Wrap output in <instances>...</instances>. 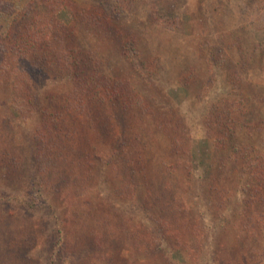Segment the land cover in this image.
Instances as JSON below:
<instances>
[{
  "label": "rangeland",
  "instance_id": "obj_1",
  "mask_svg": "<svg viewBox=\"0 0 264 264\" xmlns=\"http://www.w3.org/2000/svg\"><path fill=\"white\" fill-rule=\"evenodd\" d=\"M31 1L0 0V264H264V0H41L83 89L14 55Z\"/></svg>",
  "mask_w": 264,
  "mask_h": 264
},
{
  "label": "trees",
  "instance_id": "obj_2",
  "mask_svg": "<svg viewBox=\"0 0 264 264\" xmlns=\"http://www.w3.org/2000/svg\"><path fill=\"white\" fill-rule=\"evenodd\" d=\"M51 1L54 2L55 0ZM39 3H41V0H32L28 4V6H30L27 7L23 12L21 11L18 15L20 20H17V24L14 25L18 29H15L16 33L14 34L15 39L13 41L12 51H14V55L18 56L19 60H22V58H26L31 52H38L39 54L45 53L50 56H58V46L59 44H61L63 46V49L61 50L60 54L65 57V62L64 60L57 61L54 64H56V66L58 65V68H55L64 77L65 81H73L74 83H76L77 87L81 89L83 85V77H80L81 73H77L76 76L75 71L80 70L82 65L79 67L78 62L75 63V61L72 60L74 52L72 50L73 48L69 46V33L65 30H55L54 25L56 22H54L53 20L40 21V13L38 11H34V8L37 7ZM29 14H33L31 25L25 27L26 25L23 23V18H27ZM55 41H59L60 43ZM77 65L78 68H76ZM215 114H217V109H215L212 113V115ZM231 115L233 117L232 124L234 125V128H232L231 130L230 124L227 125L225 129L229 133L231 132L232 134H236L239 124H244L246 112L240 109H234ZM235 121H237V123ZM242 151L244 150H241L240 152Z\"/></svg>",
  "mask_w": 264,
  "mask_h": 264
}]
</instances>
